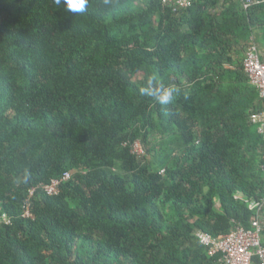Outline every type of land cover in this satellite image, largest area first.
Listing matches in <instances>:
<instances>
[{
  "label": "trees",
  "instance_id": "trees-1",
  "mask_svg": "<svg viewBox=\"0 0 264 264\" xmlns=\"http://www.w3.org/2000/svg\"><path fill=\"white\" fill-rule=\"evenodd\" d=\"M244 1L0 0V264H221L195 231L249 227L264 198L242 66L264 51V0ZM147 75L181 91L162 106Z\"/></svg>",
  "mask_w": 264,
  "mask_h": 264
},
{
  "label": "built area",
  "instance_id": "built-area-1",
  "mask_svg": "<svg viewBox=\"0 0 264 264\" xmlns=\"http://www.w3.org/2000/svg\"><path fill=\"white\" fill-rule=\"evenodd\" d=\"M162 2L172 6L174 10L187 8L191 4V0H162ZM252 2V0H245L244 6L247 7ZM261 57L260 49L255 42H252L243 53L242 66L249 82L255 87L263 103L262 108L251 111L249 118L250 122L256 126L257 132L264 138V59ZM132 151L138 155L144 153L138 141L132 145ZM261 168L264 171V163ZM70 176V172H65L61 179L54 178L49 183L40 186L48 195H56L59 193L61 182ZM35 189L36 187L31 188L23 201V217H33L30 205ZM247 205L249 210L255 212V216L249 222V227L238 224L224 237L218 239L201 230L195 231L196 238L200 244L204 245L208 255H219L218 261L221 264H264L263 221L260 216L264 198L248 200ZM0 222L10 224L11 220L6 213H3L0 216Z\"/></svg>",
  "mask_w": 264,
  "mask_h": 264
},
{
  "label": "clouds",
  "instance_id": "clouds-1",
  "mask_svg": "<svg viewBox=\"0 0 264 264\" xmlns=\"http://www.w3.org/2000/svg\"><path fill=\"white\" fill-rule=\"evenodd\" d=\"M89 0H56V4L65 5L68 12L78 14L86 11ZM180 88L174 85H164L157 81L155 75H147L143 85L139 88V92L143 96L154 99L160 105L170 104L176 95L179 94ZM28 177L22 178L21 183H27Z\"/></svg>",
  "mask_w": 264,
  "mask_h": 264
},
{
  "label": "crops",
  "instance_id": "crops-1",
  "mask_svg": "<svg viewBox=\"0 0 264 264\" xmlns=\"http://www.w3.org/2000/svg\"><path fill=\"white\" fill-rule=\"evenodd\" d=\"M251 38H252V36H251ZM261 52V54H262V58L264 59V51H260Z\"/></svg>",
  "mask_w": 264,
  "mask_h": 264
}]
</instances>
